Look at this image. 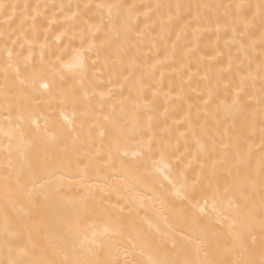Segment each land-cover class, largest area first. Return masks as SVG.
Returning <instances> with one entry per match:
<instances>
[{"label": "bare ground", "instance_id": "1", "mask_svg": "<svg viewBox=\"0 0 264 264\" xmlns=\"http://www.w3.org/2000/svg\"><path fill=\"white\" fill-rule=\"evenodd\" d=\"M0 5V264H264V0Z\"/></svg>", "mask_w": 264, "mask_h": 264}, {"label": "snow or ice", "instance_id": "2", "mask_svg": "<svg viewBox=\"0 0 264 264\" xmlns=\"http://www.w3.org/2000/svg\"><path fill=\"white\" fill-rule=\"evenodd\" d=\"M0 7H4V5H0ZM121 232L120 228H115L113 229V227L109 226V225H105L103 228V231L100 233V236L102 237H108L107 240H102L99 243L101 244V246L104 243H111V239L113 236H117L119 235Z\"/></svg>", "mask_w": 264, "mask_h": 264}]
</instances>
